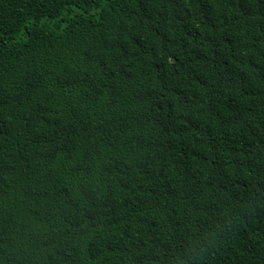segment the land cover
Returning a JSON list of instances; mask_svg holds the SVG:
<instances>
[{"label":"trees","instance_id":"trees-1","mask_svg":"<svg viewBox=\"0 0 264 264\" xmlns=\"http://www.w3.org/2000/svg\"><path fill=\"white\" fill-rule=\"evenodd\" d=\"M0 264H264V0H0Z\"/></svg>","mask_w":264,"mask_h":264}]
</instances>
